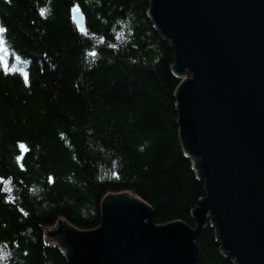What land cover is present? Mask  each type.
<instances>
[{
	"label": "trees",
	"instance_id": "1",
	"mask_svg": "<svg viewBox=\"0 0 264 264\" xmlns=\"http://www.w3.org/2000/svg\"><path fill=\"white\" fill-rule=\"evenodd\" d=\"M0 3L8 47L28 70L26 83L0 69V250L10 257L0 264H68L45 230L59 219L97 228L112 194L147 202L155 224L195 227L190 212L204 184L180 142L181 79L148 14L151 0ZM72 8L84 13V29ZM196 243V264H233L210 225Z\"/></svg>",
	"mask_w": 264,
	"mask_h": 264
},
{
	"label": "water",
	"instance_id": "2",
	"mask_svg": "<svg viewBox=\"0 0 264 264\" xmlns=\"http://www.w3.org/2000/svg\"><path fill=\"white\" fill-rule=\"evenodd\" d=\"M148 14L173 45V73L191 77L174 97L183 152L207 194L190 212L196 228L157 226L150 206L122 193L102 200L97 228L59 219L46 239L68 264H194L210 217L223 255L264 264V0H151Z\"/></svg>",
	"mask_w": 264,
	"mask_h": 264
},
{
	"label": "bare ground",
	"instance_id": "3",
	"mask_svg": "<svg viewBox=\"0 0 264 264\" xmlns=\"http://www.w3.org/2000/svg\"><path fill=\"white\" fill-rule=\"evenodd\" d=\"M0 2H1V0H0ZM3 3H0V5H2ZM80 16V17H82V22H83V26H82V28H80V26L78 25V27H77V29H79V30H81V29H84V27H86V24H85V20H86V18H85V15H84V13L81 11V9L80 8H72V10L70 11V17H71V19H72V21L74 20L73 19V16ZM151 19V18H150ZM75 21H81V20H78L77 18H76V20ZM152 21V20H151ZM153 23V22H152ZM73 24H74V26H76V24L73 22ZM0 26H3L2 25V23H1V19H0ZM4 27V26H3ZM6 29V28H5ZM157 31L159 32V30L157 29ZM160 33V32H159ZM7 33H4V35H5V37H6V39H7V35H6ZM162 37V36H161ZM166 42H168L169 43V45L172 47L173 45L171 44V42L170 41H168V40H166V39H164ZM7 47H8V44H7ZM9 48V47H8ZM172 49H173V47H172ZM173 51H174V49H173ZM97 55V54H96ZM174 56H175V54H174ZM7 57H8V55H5V59H7ZM12 57H14V56H12ZM96 57H98V55L96 56ZM14 62H9V66L11 67V66H13V65H18L19 64V61H16L15 59L13 60ZM18 69H20L18 66H16ZM22 69H24L26 72H28V70L25 68V66H23V67H21ZM0 69H3L2 67H0ZM15 73H18V74H22L21 72H19V71H17V72H15ZM182 77H185V79H190L191 77L188 75V74H184ZM178 126V125H177ZM178 129H179V126H178ZM179 138H180V136H179ZM180 142H181V140H180ZM25 148V147H24ZM127 193H129V194H131V195H133V196H135V197H137L136 195H134L132 192H127ZM120 194H122V193H120ZM199 202H198V206H199ZM100 219H101V213H100ZM66 223H67V225L69 226V227H71V228H73L74 230H77V231H81V232H84L83 230H80L79 228H76L74 225H72L71 223H69L67 220H65V219H63ZM153 221H154V215H153ZM179 222V221H178ZM155 223V222H154ZM206 223H207V225H210L211 226V228H213L214 229V231H215V227H214V225H211V221L210 220H206ZM53 227V226H52ZM87 231H90V230H87ZM200 234V233H199ZM199 234L197 235V237L199 236ZM197 237H196V239H197ZM196 239H195V243H196ZM220 242V241H219ZM221 243V242H220ZM197 244V243H196ZM0 252H2V253H0V257L2 258V262H5V261H7L8 259H10V257H9V254L7 253V252H5V251H2V250H0ZM1 263V262H0Z\"/></svg>",
	"mask_w": 264,
	"mask_h": 264
},
{
	"label": "snow or ice",
	"instance_id": "4",
	"mask_svg": "<svg viewBox=\"0 0 264 264\" xmlns=\"http://www.w3.org/2000/svg\"><path fill=\"white\" fill-rule=\"evenodd\" d=\"M41 14H43V10H41ZM6 29L3 26H0V66H2L4 73L8 74L9 72H21L24 75L25 82L27 83V72L20 68L18 69L15 65L9 66L8 60L5 59V55H8L9 57L14 56V59L16 61H21V56L18 54H14V52L7 47V42H6V37L4 33H6ZM92 57H95V52L93 51L92 53L89 54ZM25 65L28 63L27 60L22 61ZM24 145L20 144V148L24 149ZM20 157H17V160H19ZM49 180H51V177H49Z\"/></svg>",
	"mask_w": 264,
	"mask_h": 264
},
{
	"label": "rangeland",
	"instance_id": "5",
	"mask_svg": "<svg viewBox=\"0 0 264 264\" xmlns=\"http://www.w3.org/2000/svg\"><path fill=\"white\" fill-rule=\"evenodd\" d=\"M80 28H82V27H80ZM175 75V74H174ZM175 76H177V75H175ZM178 78H180L181 79V81H180V83H179V85L183 82V80L185 79V77H179V76H177ZM178 85V86H179ZM187 158H189V157H187ZM189 159H191V158H189ZM192 160V159H191ZM193 162V161H192ZM193 170V169H192ZM193 172L195 173V171L193 170ZM195 175H196V173H195ZM197 177V176H196ZM197 179L199 180V181H202V180H200L198 177H197ZM203 182V181H202ZM203 184H204V182H203ZM129 194V193H128ZM207 197V194H206V191H205V189H204V198H206ZM136 198H139V197H136ZM140 199V198H139ZM140 200H142V199H140ZM146 205H148V206H150L147 202H145L144 200H142ZM151 207V206H150ZM198 207V206H197ZM196 207V208H197ZM152 208V207H151ZM196 208H194L193 210H195ZM153 210V209H152ZM153 212H154V210H153ZM190 215H191V213H190ZM191 218H192V220L194 221V223H195V227H191V226H189V227H191V228H193V229H195L196 228V221H195V219H194V217H192V215H191ZM208 220H210V217H208ZM175 222H178V221H175ZM180 222V221H179ZM170 223V222H169ZM184 223V222H183ZM186 224V223H185ZM100 225V224H99ZM157 226H160V225H158V224H156ZM163 225H166V224H163ZM206 226H207V223H206V225H205V227L203 228V229H205L206 228ZM203 229H202V231H203ZM201 231V232H202ZM200 232V233H201ZM215 239H216V235H215ZM216 242L217 243H219L220 244V246H221V243L216 239ZM198 245V244H197ZM199 257H198V259H197V261L199 260V258H200V255H201V249H200V247H199ZM221 254H222V252H221ZM222 256L223 257H225L226 259H229L233 264H236L235 262H234V260L233 259H231L229 256H225V255H223L222 254ZM196 261V262H197ZM196 262L194 263V264H196Z\"/></svg>",
	"mask_w": 264,
	"mask_h": 264
}]
</instances>
